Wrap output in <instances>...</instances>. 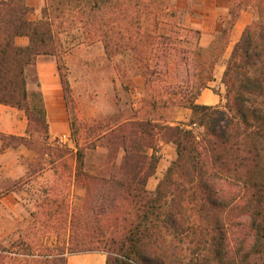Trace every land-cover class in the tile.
<instances>
[{
  "label": "trees",
  "instance_id": "obj_1",
  "mask_svg": "<svg viewBox=\"0 0 264 264\" xmlns=\"http://www.w3.org/2000/svg\"><path fill=\"white\" fill-rule=\"evenodd\" d=\"M149 2L47 0L44 19L32 22L23 0H0V104L30 112L35 108L33 100L38 99L47 136L44 99L40 92H28L25 69L41 54L58 55L74 128L71 84L60 36L75 29L82 31L86 45L101 41L109 58L124 53L137 57L154 110L173 104L193 112L187 123L172 125L163 118L148 117L123 128L131 132L122 136L126 165L118 174L105 168L87 171V154L78 145L75 185L88 191L91 183L103 182L109 174L108 181L120 192L112 201L113 211L99 213L100 226L92 233L81 232L79 226H87L88 219L73 213L66 219L70 238H65L61 249L44 247L32 234L9 246L0 243V264H66L68 255L85 252L106 254V264H264V0H238L222 36L209 49L196 42L190 51L194 71L186 79L175 74L172 101L165 100L166 89L152 80L163 75L156 68L161 59L166 61L171 42L144 30ZM247 8L255 11L256 20L228 60L222 80L226 103L197 104L201 91L215 79L229 30ZM24 35L30 37V45L17 47L14 39ZM156 45L164 48L161 56H155ZM154 60L158 63L152 68ZM164 72L167 77L171 74ZM5 138L27 140L0 134V141ZM161 143L174 145L177 157L151 192L148 183L160 161ZM55 151L62 159L61 150ZM48 215L50 221L53 209ZM75 236L90 245L71 244Z\"/></svg>",
  "mask_w": 264,
  "mask_h": 264
},
{
  "label": "rangeland",
  "instance_id": "obj_2",
  "mask_svg": "<svg viewBox=\"0 0 264 264\" xmlns=\"http://www.w3.org/2000/svg\"><path fill=\"white\" fill-rule=\"evenodd\" d=\"M76 35L77 33L74 32L69 36ZM196 40L194 35L190 42H171L166 50L168 56L166 61L163 62L160 57L159 64L161 65L156 68V71L162 70L163 75L152 77V80L156 81L155 85L159 88L166 89L165 100L172 101L170 88L171 84H175L177 80L176 75L179 74L182 79H186L187 73L194 71L190 51L195 47ZM149 48L151 47H148V50ZM163 50L162 46L156 45L155 56H161ZM92 53L97 54L98 50L88 54L83 53V56L90 57ZM114 57L110 63L105 59L96 63L92 62L91 58H86L83 59L84 67L80 66L76 59H72V71L67 74H71L73 81L71 84L73 101L71 117L73 116L72 118H75L76 122L71 132L73 140L71 146L74 149L62 145L59 142L60 138L50 142L41 119V106L38 99L33 100L35 108L26 112L30 121V138L25 141L15 138L1 140L4 149H18L19 154L18 180L14 179L16 175L14 154L12 156L13 166L10 168L11 156L8 154L4 157L0 172V243L4 246H9L11 241L21 236L32 234L33 238L37 236L39 243L44 247L61 249L65 238L66 240L70 238L69 228L71 226L66 219H71L73 213L88 219L87 226H79L81 232L92 233L100 226L96 221L97 216L99 218V213L112 212V201L119 197L120 192L113 189L112 184L108 181L109 174H105L107 181L91 183V189L88 191L75 183L73 184L77 146L79 145V148L84 149L87 154V171L99 172L105 168L108 170L107 172L116 171L118 174L121 167L126 165L122 136L129 135L131 132V130H124L125 127L139 124L148 117L163 118L170 123L174 122L175 109L179 106L171 104L168 107H159L154 110L146 96L140 109L134 107L136 92L132 90V79L140 74L143 75L140 67L142 63L131 53L119 54ZM155 60L151 62L152 68L158 63ZM112 68L116 69L118 75L124 76L126 82L124 90L119 91L116 95H114V91L106 90L107 75L112 71ZM164 70L170 71L173 77L171 74H168L167 77ZM224 97L225 104L227 101L225 86ZM114 129H116L115 132H113ZM128 147H130L129 144ZM56 149L61 150L62 159L57 158ZM158 150L157 155L160 157V161L155 175L150 178L148 183V189L151 192L155 191L167 169L175 160L169 164L166 170L162 171L165 164L163 155L160 153L162 146ZM159 173L163 174L161 179L158 178ZM150 181H153V187ZM73 185L75 186L73 187ZM52 209L54 216L49 221L48 212ZM102 225L103 228L107 226L105 223ZM73 230L75 229L73 228ZM78 243L90 245L89 242H83L75 236L71 244L76 246ZM87 253L100 252L81 254ZM72 255H68V257Z\"/></svg>",
  "mask_w": 264,
  "mask_h": 264
},
{
  "label": "crops",
  "instance_id": "obj_3",
  "mask_svg": "<svg viewBox=\"0 0 264 264\" xmlns=\"http://www.w3.org/2000/svg\"><path fill=\"white\" fill-rule=\"evenodd\" d=\"M8 1V0H5ZM238 0H150L148 13L143 18L144 30L165 36L170 42H190L195 35L196 42L202 49H209L229 27L232 20V10ZM27 8L30 9L27 19L32 22H39L44 19V10L47 8V0H23ZM256 20V13L253 9H243L237 20L229 30L228 46L215 68L214 81L212 86L203 89L196 99V103L206 106H217L224 104L223 76L227 68L235 46L241 40L246 28ZM76 36H69L72 33ZM198 34V35H197ZM64 47L62 57L67 67V72L72 71V59H76L78 64L84 67L83 59L91 58L92 62L99 63L105 59L108 63L115 58H109L105 52L104 45L98 41L92 45L83 43L82 31L75 29L60 36ZM161 39V38H159ZM29 36H17L14 44L17 47H28L30 45ZM92 53L90 57L83 56V53ZM124 74V70H123ZM26 87L28 92L42 93L48 123V139L50 142L63 136H71V119L68 104L65 96L64 85L59 68L58 55L41 54L36 61L25 69ZM106 90L114 91V95L124 90L126 82L124 76L117 74L116 69L107 75ZM114 77V78H113ZM70 84L73 83L71 74H68ZM132 90L136 92L134 107L140 109L147 96L146 78L143 75L135 76L132 79ZM217 87L222 90L217 91ZM217 91V92H216ZM191 109L177 107L175 109V120L170 123H187L192 117ZM0 134L17 138H30V121L25 110L18 107L0 104ZM161 154L164 159V170L176 159V148L172 144L161 143ZM71 149H74L71 145ZM10 155V168L13 166L12 156L14 154V166L16 170L15 181L18 180L19 154L18 149H4L0 141V172L4 163V157ZM28 155V153H27ZM73 175H75V167ZM158 178L163 174L159 173ZM161 179V178H160ZM75 180L73 179V184ZM152 183V184H151ZM153 187V181H150ZM75 185H73L74 187ZM107 257L102 253L76 254L67 258L66 264H106Z\"/></svg>",
  "mask_w": 264,
  "mask_h": 264
},
{
  "label": "built area",
  "instance_id": "obj_4",
  "mask_svg": "<svg viewBox=\"0 0 264 264\" xmlns=\"http://www.w3.org/2000/svg\"><path fill=\"white\" fill-rule=\"evenodd\" d=\"M223 88H224V85H223ZM216 90L220 92L222 89L220 87H217ZM59 142L64 146H70V145H72L73 140H72L71 136H63L60 138Z\"/></svg>",
  "mask_w": 264,
  "mask_h": 264
}]
</instances>
